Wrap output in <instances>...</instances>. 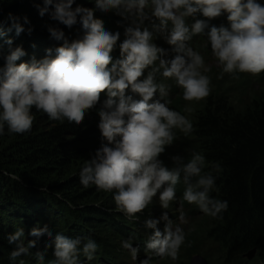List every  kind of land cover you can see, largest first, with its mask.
Instances as JSON below:
<instances>
[{"label": "clouds", "instance_id": "9594fccd", "mask_svg": "<svg viewBox=\"0 0 264 264\" xmlns=\"http://www.w3.org/2000/svg\"><path fill=\"white\" fill-rule=\"evenodd\" d=\"M74 3L75 0H43V6L34 4L41 18L47 14L50 20L69 29L77 24L82 29L78 38L70 40L58 26L48 25L50 37L60 46L46 49L44 58L33 57L30 64H17L27 53L22 46L13 47L11 38L5 40L7 52L0 67V136L5 129L13 134L30 133L33 108L51 121L80 125L99 104L98 128L103 140L79 172L80 184L85 189L95 186L97 191L112 193L117 209L130 221H136L137 214L143 213L158 193L160 207L168 209L177 199V185L182 183V201L195 205L206 216L222 219L228 201L212 195L219 191V163L205 171L206 158L198 152H193L186 163L183 158L174 157L172 168L160 159L166 147L178 139L176 130L188 137L194 128L187 116L168 106L170 101L165 98L169 85L158 82L157 74L173 80L183 90L185 101L207 98L211 80L205 73L211 68L191 46L194 37H206L205 47L210 45L222 74L256 76L264 72V2L94 0L93 8L79 4L73 7ZM96 11L114 12L131 22L124 30L125 39L118 45V59L113 60L111 53L121 34L106 30L103 22L94 18ZM224 13L227 27L210 26L208 20ZM197 14L208 20L197 19ZM188 18L195 22L189 24ZM146 21L150 26L145 25ZM9 22L6 29L0 25V36L12 31L16 36L25 32L31 35L34 30L27 16L8 13L4 24ZM155 34L172 46V59H165L169 52L153 42ZM105 90L107 98L101 102L100 94ZM178 219L186 222L183 213ZM161 222L163 229L159 227ZM144 226L151 230L146 243L151 255L140 264H150L152 255L176 260L186 242L185 230L173 224L167 211L159 218L146 219ZM29 235L31 239L26 240L23 228L7 235V243L14 246L9 256L13 264H25L20 258L29 256L42 238L50 243L45 244V252L35 253L38 264H45L48 248H53L54 256L48 264H81V256L92 261L98 248L92 239L82 242L79 237L61 233L53 236L47 227H34ZM121 246L133 260L138 258L139 249L133 247L131 239L122 241Z\"/></svg>", "mask_w": 264, "mask_h": 264}, {"label": "trees", "instance_id": "16d2710c", "mask_svg": "<svg viewBox=\"0 0 264 264\" xmlns=\"http://www.w3.org/2000/svg\"><path fill=\"white\" fill-rule=\"evenodd\" d=\"M34 4L43 6V0H0V25L5 29L10 26V22L5 25L4 21L8 13H12L27 16L34 28L31 35L25 32L16 36L12 31L0 36V67L4 65L3 55L7 52L6 39L11 38L13 47L22 46L27 53L17 64H30L33 57L44 58L46 49L60 46L50 37L48 25L58 26L70 40L81 33L54 24L47 14L41 18ZM77 4L93 8L94 0H75L73 7ZM94 18L101 20L106 30L120 32V40L111 53L113 60L120 58L118 45L125 39V23L114 12L96 11ZM196 18L208 20L201 14ZM194 22L188 18L189 24ZM208 22L217 27L229 24L227 13ZM158 47L169 52L166 59L174 57L172 46L163 37ZM205 74L211 80V93L198 102L185 101L183 90L173 80H165L157 74L158 82L169 85V95L165 98L170 101L168 106L187 116L194 128L188 137L176 130L178 139L166 147L173 157L160 159L172 168L174 157H181L186 163L193 152H198L206 158L205 171L210 170L213 163L222 167L216 180L219 191L212 195L227 200L228 210L222 213V219H214L183 201L185 207L192 206L189 212L203 218L186 233V242L194 243L200 237L208 241L217 255L212 262L207 259L209 264H264V72L253 76L250 73L222 74V69H212ZM106 91L100 94L101 102L107 98ZM156 98H159L158 94ZM98 108L99 104L85 115L80 125L51 121L45 113L33 108L34 122L30 133L13 134L5 129V134L0 136V264H13L9 256L14 246L7 243L6 237L19 228L24 229L26 240L31 239L29 233L34 227H47L53 236L61 233L70 238L79 237L82 242L94 240L98 245L95 258L88 261L80 257L87 264H104L110 261L111 254L118 256L105 239L93 236L89 228L99 231L109 228L111 232L115 230L128 235L131 231L122 229L123 220L118 212L108 214L102 206L85 203L87 199L101 200L102 193L95 186L85 189L79 178L81 168L94 156L103 140L98 128ZM183 191L184 185H177L176 193L181 199ZM57 206L67 213L64 217H60ZM47 243L50 242L42 238L37 248L30 250L29 256L20 259L25 264H38L35 253L45 252ZM189 244L182 245L180 250L186 248L188 257L200 254V246L189 247ZM52 259L53 248H48L45 264ZM101 259L105 262L99 261ZM173 261L183 264L179 256L176 260L167 257L161 260L163 264ZM119 263L123 264L122 261Z\"/></svg>", "mask_w": 264, "mask_h": 264}, {"label": "rangeland", "instance_id": "374dc122", "mask_svg": "<svg viewBox=\"0 0 264 264\" xmlns=\"http://www.w3.org/2000/svg\"><path fill=\"white\" fill-rule=\"evenodd\" d=\"M119 19L125 23L126 27L130 26V23H131L130 21L124 20L120 16H119ZM54 24L63 25V24H59V22H57V21H55ZM145 25L150 26L148 21L145 22ZM63 26H65V25H63ZM70 30L72 32H82L81 26L79 24L74 25ZM161 38H162V36H160L159 34H155V39L153 42L156 43L158 46V42L160 41ZM205 39H206V37H205ZM205 39L202 37H195V39L192 43L193 49L196 51H199L204 56L205 64L207 66H209L211 68V70L212 69H222L218 65V62L216 61V59L213 57L210 45L205 47V43H206ZM165 59H166V57H165ZM149 69H151V68H149ZM149 69H146L145 72ZM141 79H143V77H141ZM126 92H127V90H126ZM134 98L139 99L138 96H136ZM101 137H102V134H101ZM169 156H172L171 152L169 150H165V152L161 154L160 158H172L173 157V156L172 157H169ZM100 192L102 193V199L101 200L87 199L88 201H85V203H87V204H89V203L93 204L94 203L97 206H102L105 210H107L108 214H111L112 213L111 211L118 212L120 214V216L122 217V220H123V222H121V224H120L122 229L124 231L127 229L129 231H131L130 235H128V234H125V232L124 233H117V231H115V230L111 232V230H109V228H106L102 231L96 230L95 228H89L90 232L93 236H95L97 238H102L103 240L105 239V241L107 243H109L110 246H112V248L115 250V252L118 253L117 257H114L111 254L110 259H109L110 261H108L104 264H112L113 263L112 261L116 262L117 264H120L119 261L120 262L122 261L123 264H140V261L146 259V256L151 255L146 250V243L148 241V237L151 235V230L146 229L144 226V221L146 219L159 218L163 212L167 211L169 218L173 221V224L174 225L179 224L185 230L186 233L192 227H194L197 222H200L203 219L202 216L197 217L193 213L189 212V209L192 206L191 207L190 206L185 207V205L183 204V201L181 199V196L177 193H176L177 199L170 204V207L166 210L162 209L159 205V199H158L159 193H158L157 197L153 198V203L151 205H149V207L147 209H145L143 213L137 214L138 220L130 221L121 211H119L117 209L115 202L113 200V194L112 193H105L103 191H100ZM40 197H42V196H40ZM56 208H57V211L59 212V214L61 215L60 217H64L67 214L65 212V210L62 209V207L60 208L59 206H57ZM70 208L74 209L71 206H70ZM181 213H183L185 215V218H186L185 223H181L178 219V217L181 215ZM60 219L61 218H59L58 220H60ZM75 220L76 219H74V221ZM49 225H51V224L48 223V226ZM163 226H164L163 222H161L159 227L161 229H163ZM51 227L55 228V226H53V225H51ZM39 228H44V227H39ZM56 229H57V227H56ZM65 229L67 230L68 227H66ZM127 239H131L133 242V247H136L139 249L138 258L136 260H133L130 252L126 249H123L121 246L122 241L127 240ZM187 244H189L188 245L189 247L192 245L193 246L196 245V247L200 246V251H201L200 254L202 256H204L206 260L209 259L212 262L217 257L216 253H213L211 250L212 245L208 241H206L204 238L201 239V237H200V239L195 240L194 243L192 241L191 242L187 241V242H185L184 245H187ZM180 251H179L178 256L180 257L181 263L189 264V260H190L191 256H189V257L187 256L188 254L186 252V248H182ZM162 259L163 258L152 255L150 264H163L161 262ZM99 261L105 262V261H102V259ZM97 262L98 261L96 260L95 263H97ZM81 264H87V263L81 261ZM113 264H115V263H113ZM172 264H178V263H175L173 261Z\"/></svg>", "mask_w": 264, "mask_h": 264}, {"label": "water", "instance_id": "95a60500", "mask_svg": "<svg viewBox=\"0 0 264 264\" xmlns=\"http://www.w3.org/2000/svg\"><path fill=\"white\" fill-rule=\"evenodd\" d=\"M189 264H209V262L201 254H194L191 256Z\"/></svg>", "mask_w": 264, "mask_h": 264}]
</instances>
